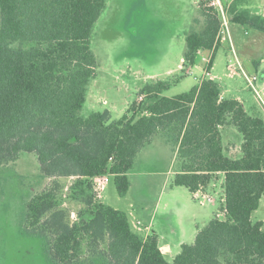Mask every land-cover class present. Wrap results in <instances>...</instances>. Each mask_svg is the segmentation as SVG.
Segmentation results:
<instances>
[{"label":"trees","instance_id":"1","mask_svg":"<svg viewBox=\"0 0 264 264\" xmlns=\"http://www.w3.org/2000/svg\"><path fill=\"white\" fill-rule=\"evenodd\" d=\"M107 1L0 0V166L34 152L42 176L53 178L27 202L26 232L45 239L54 264H264V224L252 220L264 196V119L222 97L210 78L172 96L164 92L176 79L147 83L143 100L115 121L108 110L84 115L99 66L92 33ZM197 1L205 24L187 34L183 58L192 66L200 49L212 50L210 68L222 21L205 6L210 0ZM238 2L231 21L264 31V15L239 10ZM226 125L243 136L237 157L227 153ZM167 131L178 145L176 185L195 194L224 174L223 206L172 262L157 233L143 237L127 212L99 202L93 190V177L110 174L125 196L138 154ZM68 177L76 179L64 199ZM67 200L82 204L76 221Z\"/></svg>","mask_w":264,"mask_h":264},{"label":"rangeland","instance_id":"2","mask_svg":"<svg viewBox=\"0 0 264 264\" xmlns=\"http://www.w3.org/2000/svg\"><path fill=\"white\" fill-rule=\"evenodd\" d=\"M212 1L205 6L213 7L220 17ZM234 1L222 2L227 9L230 29L236 27L237 41L241 44L259 41L251 44L253 47L249 48L250 57L247 58L249 62L262 60L261 66L258 71L249 64L246 68L250 75H259L256 84L264 99V31L231 21L235 15L230 12ZM238 9L264 15V0H239ZM204 24L205 18L197 0H108L92 33L91 45L99 66L97 76L88 87L84 115L108 110L110 121H115L129 111L134 101H141V90L152 81L172 82L181 77L164 92L168 96L200 84L196 77H201L207 67L203 55L198 54L196 63L185 65L184 70L181 65L187 48V34L201 30ZM204 56L212 57L213 51L206 50ZM236 61L230 41H226L213 59L212 73L217 74L216 80L227 97L243 98L248 112L264 119V101L245 76L241 72L230 75L229 65ZM223 134L227 153L237 157L244 141L242 134L232 125H226ZM177 151L172 132L159 133L141 150L129 171L131 186L128 193L120 195L115 179L111 177L102 198H96L127 212L131 222L140 221L143 226H150L151 231L159 234L160 243L170 246L169 251L164 247L163 251L171 262L181 251L182 244L193 243L199 229L211 222L224 203L222 173L207 190L198 194L174 183L180 170ZM52 179L42 176L38 156L34 152L24 151L16 162L0 166V264H54L44 252L45 239L29 235L24 227L27 202ZM75 179L68 177L63 180L66 186L64 199H68L66 197ZM205 194H210L213 201L207 200ZM64 206L70 208L72 221H76L82 204L67 200ZM220 216L224 218L223 214ZM252 220L264 224V196L252 214ZM149 233V230L140 231L143 237ZM94 260L95 264H103L99 258Z\"/></svg>","mask_w":264,"mask_h":264},{"label":"built area","instance_id":"3","mask_svg":"<svg viewBox=\"0 0 264 264\" xmlns=\"http://www.w3.org/2000/svg\"><path fill=\"white\" fill-rule=\"evenodd\" d=\"M222 1L223 0H213L211 4L214 5L217 8V10H219V14H220L221 19L222 18L224 19L223 23L221 24V30L219 33L220 42H221V40H227V39L231 42L232 37H231V29H230L228 19H227V14H226L227 9L223 5ZM201 51H202V49H200L198 51V53H200ZM205 61L207 63V67H206V70H205L203 76L201 78H199L201 83L204 79H207V78L213 79V77L211 76V73H210L211 67L208 68L209 64L211 63V57L205 58ZM229 70H230V75H232V76L239 74L241 72L245 76L247 81L249 82L250 86L254 89L256 94L264 101L261 90L257 87V84H256L257 80H259L258 76L256 74L250 75L246 70H244V68L242 67L239 60H237L236 63L230 64ZM205 75L207 76V78L205 77ZM143 98H144V95H142L140 97V100H143ZM111 177L112 176L110 174H102V175H97V176L93 177V190H94V193L96 195V198H102L104 190L106 189L107 185L111 181ZM199 191H205V190L201 189ZM199 191H197L195 194H198ZM205 198L207 200L213 201V197L210 194H205ZM139 224L140 223H138L136 226L139 229H141Z\"/></svg>","mask_w":264,"mask_h":264},{"label":"crops","instance_id":"4","mask_svg":"<svg viewBox=\"0 0 264 264\" xmlns=\"http://www.w3.org/2000/svg\"><path fill=\"white\" fill-rule=\"evenodd\" d=\"M236 29V27H232L231 28V37H232V43L230 42V45H231V47H232V51H233V55L235 56V58H236V60H239V62L241 63V65H242V67L244 68V70H246L248 73H250L248 70H247V64H249V65H252L257 71H258V68L261 66V62H262V60H258V59H256V60H251V62H249L250 60L247 58V57H250V52L248 51L249 50V48L250 47H253L251 44H254L255 43V41L256 42H259L258 40H253L252 41V43H247V44H241L240 42H238L237 41V39H236V37H235V30ZM246 33H248V31H246ZM226 41H229L228 39L227 40H221V44H220V47H221V45L224 43V42H226ZM219 47V48H220ZM205 51H206V49H202V51L200 52V53H198L199 55L201 54V55H203V60L205 61V58H210V57H208V56H204L205 55ZM218 51V50H217ZM217 53V52H216ZM248 53V54H247ZM216 55V54H215ZM249 55V56H248ZM248 60V61H247ZM206 62V61H205ZM251 63V64H250ZM181 68H182V70H184V68H185V63H184V58H183V64L181 65ZM214 69V64L212 63V66H211V68H210V73H211V76L213 77V79L214 80H216L217 79V74H213L212 73V70ZM205 70H206V68L204 69V72H205ZM190 72V74L192 73V71L190 70L189 71ZM256 73H258V72H256ZM204 74V73H203ZM258 75V74H257ZM203 76V75H202ZM201 76V77H202ZM259 76V75H258ZM201 77H196V79H198L199 80V78H201ZM181 79V77L180 78H178V80L177 81H179ZM217 81V80H216ZM198 85H199V83H198ZM221 86V85H220ZM222 88V87H221ZM222 97H224V98H236V99H239L243 104H244V106H245V108H246V110L248 111V109H247V107H246V105H245V102H244V100H243V98H241V97H239V96H234V97H227L226 96V93H225V90L222 88ZM228 126H231V125H228ZM232 126H234V125H232ZM226 127V126H225ZM225 127H223L222 128V131H224V128ZM224 135V134H223ZM224 143H225V145H226V142L224 141ZM227 152H228V150H227ZM241 154V153H240ZM239 154V155H240ZM238 155V156H239ZM223 174V173H222ZM223 176H224V174H223ZM223 199V198H222ZM133 222V227H134V230H136L137 232H139L140 233V231L142 232V231H147V230H149L150 231V233L149 234H151V233H153V232H155L154 230H152L151 231V227L150 226H143V223L142 222H140V221H138L137 223L136 222H134V221H132ZM138 223H140L139 224V226L141 227V229H139L136 225L138 224ZM155 233H157V232H155ZM158 234V233H157ZM148 236V235H147ZM158 236H159V234H158ZM159 241H160V236H159ZM160 245L162 246V249H163V247L165 248V251H169L170 250V246H168V245H164V244H161L160 243ZM165 251H164V253H165Z\"/></svg>","mask_w":264,"mask_h":264}]
</instances>
